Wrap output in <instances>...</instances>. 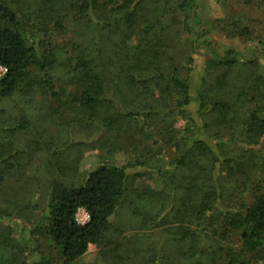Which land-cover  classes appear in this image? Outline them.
<instances>
[{"label":"trees","instance_id":"1","mask_svg":"<svg viewBox=\"0 0 264 264\" xmlns=\"http://www.w3.org/2000/svg\"><path fill=\"white\" fill-rule=\"evenodd\" d=\"M146 1L74 0L68 12L49 7L46 15H38L31 9L36 0L21 9L0 0V103L17 92L38 91L59 102L57 111L66 103L79 110L80 128L99 133L92 146H107L113 153L124 146V133L153 138L156 126L163 127L161 134L169 133L163 142L179 153L174 171L147 165L143 158L122 164L105 159L78 184L50 181L46 208L28 231L49 241L60 264H73L90 244L107 248L111 243L113 253L106 250L98 264H264V77L235 84L236 99L218 98L228 85L226 71L246 66L254 73L255 55L247 59L230 49L214 52V68L199 79L183 76L178 65L161 58L166 53L156 40L155 25L148 24ZM194 5V0L175 1L188 34L194 33L189 21L196 18ZM261 8L264 11V0ZM66 20L79 24L76 38H67L63 45L73 60L70 74L81 85L78 94L65 100L40 48L51 43L55 31L66 33ZM143 21L146 25L141 26ZM196 22L201 24L200 19ZM136 35L137 45L130 46ZM5 111L0 108V142L7 141L12 151L0 154V182L16 169L18 136L31 126L25 113L12 119ZM168 115L185 119L183 129L165 125ZM36 144L49 149L44 140ZM140 165L167 181L159 188L137 186L136 178L147 169H130ZM175 168L184 171L178 179ZM239 174L250 184L249 202L239 199V190L247 184ZM128 201L133 203L129 210L137 232L120 240L113 220ZM79 207L89 214L84 225L76 222ZM236 231L239 247L226 244L227 232ZM11 242L3 238L0 246ZM32 252L29 264H57L39 248Z\"/></svg>","mask_w":264,"mask_h":264},{"label":"rangeland","instance_id":"2","mask_svg":"<svg viewBox=\"0 0 264 264\" xmlns=\"http://www.w3.org/2000/svg\"><path fill=\"white\" fill-rule=\"evenodd\" d=\"M36 1L31 9L38 15H46L49 7H53L56 11L68 12L69 5L74 0ZM175 1L173 0L171 4H167L168 0L146 1L148 3L146 16L150 17L148 24L155 25L156 40L164 50L163 54L166 53L161 58L168 65H178L179 72L183 76L189 75L195 80L202 77L208 68L215 67L214 52L223 54L230 49L247 59L255 55L254 73L249 69L251 67L246 66L226 71L228 85L221 90L219 99H236L237 95L233 94L235 84L243 80L249 82L252 78L264 77V11L261 8V0H194L192 11L196 18L194 20L189 18V21H192L193 34L184 31L183 15L175 8ZM7 2L15 9L29 5V0H7ZM197 19L201 20V24L196 22ZM64 24L67 28L66 33L55 31L51 36V43L42 44L40 52L50 62L56 86L60 93L65 95L66 100L73 94L79 93L81 83L70 74L73 60H70L63 45L67 38H76L74 31L79 24L71 25L68 20ZM143 25H146L145 21L141 23V26ZM51 27L53 30V21ZM85 32L86 37H89V29L85 28ZM138 39V35L130 38L129 45H137ZM189 68H191L190 73ZM216 72L214 70L212 74ZM2 75L3 69H0V77ZM245 97L246 100L249 99L250 94L244 95ZM249 105L250 102L246 104L247 107ZM58 106L59 102L38 91L30 95L17 92L0 103V108L6 110L7 116L14 119L20 113H25L31 125L29 130L21 132L18 136L17 156L14 159L16 169L0 182V240L8 238L13 241L0 246V264L24 262L29 264L35 257L32 252L34 248L51 254L55 262L60 264L58 254L49 248V241L39 232L32 235L28 231L46 208L47 186L50 181L62 179L67 183L78 184L88 170L105 159L122 164L143 158L147 161V165L161 166L165 170L174 171L172 164L179 153L171 145L163 142V139L170 136L169 133H160L163 127H152L150 131L153 138H145V134L136 132L124 133L122 136L124 146L110 153L107 146H92L94 140L99 138V133L80 128L81 125L76 120L78 109L66 103L57 111ZM185 124V119L179 116L168 115L165 119V125H170L172 129H183ZM41 140L47 142L49 149L37 148L36 142ZM0 145V154L7 155L12 151L7 141L0 142ZM175 169V179H178L184 171ZM144 170L146 174L136 178L137 186L148 184L159 188L163 186L165 180L167 181V179L163 180L156 170L142 165L130 169L131 173ZM239 179L248 185L244 183L236 193H239L240 200L249 202L250 184L241 174ZM128 211L131 210L126 202L120 209L122 218L120 219L119 215L115 226L128 222L123 236L132 237L137 231L133 228L135 225ZM226 235L228 237L226 244L239 247V231L227 232ZM14 239L20 242L16 243ZM131 241L132 249L136 239L133 238ZM106 250L109 254L113 253L110 248L90 244L88 251L73 264H96Z\"/></svg>","mask_w":264,"mask_h":264},{"label":"crops","instance_id":"3","mask_svg":"<svg viewBox=\"0 0 264 264\" xmlns=\"http://www.w3.org/2000/svg\"><path fill=\"white\" fill-rule=\"evenodd\" d=\"M134 203H136L137 202V200H134L133 201ZM133 203L132 202H129L128 201V207H129V205L131 206ZM121 209V208H120ZM81 212H83V209H81ZM129 212V211H128ZM124 214H126V213H124ZM129 216L131 217V219L133 218V219H135L134 218V216L132 215V212L130 211L129 213ZM119 215H120V210H119V214L117 215V217L113 220L114 222V226L112 227L113 228V230L115 231V234H116V236H120V240L121 239H124V237L125 236H123V231H124V229H126V227L128 226V222L127 223H123V224H120L121 226H115V223H116V221L118 220V217H119ZM121 215H122V213H121ZM120 215V216H121ZM126 216V215H125ZM122 218V216L120 217V219ZM119 219V220H120ZM118 229H120V232L118 233V232H116V230H118ZM135 229V228H134ZM136 230V229H135ZM93 245H96V244H93ZM113 246H114V244L113 243H111L107 248H113ZM88 249H89V247H88ZM88 251V250H87ZM101 258V257H100ZM99 258V259H100ZM99 259L97 260V263L96 264H98V262H99Z\"/></svg>","mask_w":264,"mask_h":264},{"label":"built area","instance_id":"4","mask_svg":"<svg viewBox=\"0 0 264 264\" xmlns=\"http://www.w3.org/2000/svg\"><path fill=\"white\" fill-rule=\"evenodd\" d=\"M0 69H3V74H4V68L3 67H0ZM81 209H83V212H81ZM88 221H89V214H88V212L86 211L85 208L79 207L77 209V212H76V222L79 223V224H81V225H84Z\"/></svg>","mask_w":264,"mask_h":264}]
</instances>
